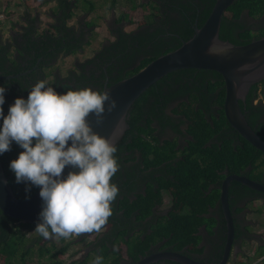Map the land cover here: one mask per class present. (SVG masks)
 Returning a JSON list of instances; mask_svg holds the SVG:
<instances>
[{"label": "trees", "instance_id": "trees-1", "mask_svg": "<svg viewBox=\"0 0 264 264\" xmlns=\"http://www.w3.org/2000/svg\"><path fill=\"white\" fill-rule=\"evenodd\" d=\"M32 1L40 5L52 2L46 14L51 20L43 23L39 14L32 15L27 8L31 0L28 2L23 0L18 2L20 7L24 4L20 15L22 22L12 24L13 28L6 39L0 37V87L5 88V103L0 107L3 108L4 116H7L9 107L14 104L16 98L22 97L26 100L31 88L41 80L46 81L49 86L61 87L60 91L63 94L68 90L94 89L98 85V91H101L106 74L109 75L107 84H110L131 74L162 53L159 50L165 43L163 39L159 43L153 40L150 47H146L145 45L151 42L149 40L153 36L145 41L144 36L140 35L138 46L135 47L133 40L135 41L136 37H133L131 42H127L125 35L129 32L120 28L119 36L114 35V38L98 47L89 58L76 62L73 70L60 75L57 71L53 72V66L58 58L79 53L83 46L89 43L91 27L95 19L97 20V15L87 20L84 17L101 4H96L95 0ZM200 1L199 3L206 8L198 20V26L203 22L214 2V0ZM7 3L8 0L6 2L0 0V5L4 6ZM126 3L130 8L122 10L121 15L117 16L118 21L128 18L127 16L133 13V7L136 12V6L141 4L142 0H126ZM150 3V7L155 9L158 7L154 1ZM188 3L193 4L191 0ZM106 4L107 9L116 7L115 0H109ZM193 8L192 5L186 6V10H194ZM244 9L249 14H259L264 11V0H234L222 16L219 29L221 38L234 43H245L255 37L250 27L245 28L244 25H240L243 29H235L239 25L236 18ZM76 11H84L85 14L83 18H78L77 24L70 22V19L77 14H75ZM185 12L184 9L183 14ZM142 14L145 18H149L147 21L151 19V12L150 14L142 12ZM185 21L188 22L187 19ZM193 31V27H188L184 39L188 38ZM259 31L261 35H264V26H261ZM174 47H167L163 52ZM147 53H151L150 56L145 55ZM142 54L136 66L124 71L123 67L127 66L128 62L130 65L131 60ZM47 77L49 81L46 80ZM262 81L264 82V79ZM256 87V83L251 86L254 89L250 95L251 105L244 106L243 101L239 100L241 110L248 109L244 111V115L251 126L250 108L262 104H254L252 100L257 95H261L264 99V91ZM184 93L189 95V102L180 101L172 108V111L186 113L189 121L187 131L193 139H186L188 145L184 149H188L189 153L182 152V155L181 153L177 155L174 153L175 143L169 139L160 141L155 137L150 132L152 127L149 122L153 116L171 123L169 115L163 110L165 102L174 95ZM200 97L201 105L203 103L206 106L208 104L218 106L216 110L218 117L213 112L209 114L214 127L227 125L222 108L224 86L218 71L183 67L164 74L150 84L132 103L127 117L129 126L125 129L121 141L115 145L117 151L114 156L119 169L110 183L116 184L118 195L111 205L113 214L106 224L100 231L83 233L79 236L72 235L68 238L45 239L34 231L38 222L19 221L0 210V264H92L96 255L103 257L102 264H112L123 254L133 255L134 248L140 251V247L147 245L156 237L169 236L176 241L191 237V232L196 230L195 222L198 221L193 212L202 206L200 205V199L203 198L201 186L204 183L201 182L204 176L212 173L210 171L214 167L222 168L225 162L231 168H238L245 164L256 167L264 162L262 151L239 134L237 141L234 138H226L219 142V137L216 142L207 144L208 135L213 133L211 130L214 127L204 117L201 107L195 108V103ZM2 124L3 119L0 118V127ZM134 149L139 152L140 160L137 161L140 164L137 180L139 183L131 174L130 160L135 158ZM22 151L24 150L13 141L11 150L0 154L4 171L9 176V183L19 198L27 197L36 188L32 186L33 190L25 195L29 185L24 183L20 189L16 186L15 174L10 170L9 165ZM163 159L167 160L163 166L164 169H161L165 172L163 175H153L155 171L151 170L145 171L150 164L159 165ZM155 170L160 171V169ZM153 178H157V181L161 179L162 186L171 187L172 192L175 193L171 201L172 210L169 212V217L161 215L158 221L149 222L144 221L143 218L150 212V207L155 200L157 203L161 202V195L151 187ZM144 183L145 188L141 190L140 184ZM148 227H150V233L146 232ZM143 235L145 240L141 239ZM78 242L79 244L76 245ZM81 242L84 244L80 245ZM259 247L261 250H258ZM256 254L259 257L264 254V242L256 245L253 255ZM247 258H249L248 255ZM239 264H244V260H240ZM253 264H264V256Z\"/></svg>", "mask_w": 264, "mask_h": 264}, {"label": "flooded vegetation", "instance_id": "flooded-vegetation-1", "mask_svg": "<svg viewBox=\"0 0 264 264\" xmlns=\"http://www.w3.org/2000/svg\"><path fill=\"white\" fill-rule=\"evenodd\" d=\"M151 1L158 4L156 9L150 7ZM191 1L193 4L188 3L190 0H146L149 9H143V13H152V15L150 14L151 19L149 21H147L149 18L146 17L142 23L137 24L133 28L125 29L123 26L124 21L122 20L121 23L113 27L112 32L116 36H119L120 28L125 32H129L125 35V38L128 39L127 42H131L132 38L136 37V40H133L135 47L138 46V37L140 35L144 36V39H146L145 41L153 36V38L149 40L151 42L145 45L146 47H150L153 40V42L159 43L161 39H163L165 43H163L164 45L159 50L163 52L167 47H174L176 43H181L184 40V36L187 34L188 27L195 28L198 26V20L205 12L206 7L202 3H199L201 2L200 0ZM191 5L194 7V10H186V6ZM184 9L186 12L183 14ZM14 11L16 10H12L8 13L10 18H12ZM185 19H187L188 22H186ZM236 20L239 24L235 27L236 30L243 29L240 25H244L245 28L250 27L252 29L253 36H261L259 28L264 26V11L252 15L244 9ZM7 21L8 18L4 19L3 23ZM108 41L109 40L103 42L102 45L106 44ZM124 50L127 51V49ZM150 54L151 53H147L145 55L150 56ZM142 56L143 54L131 60L130 65L128 62V65L123 67L124 71L136 66ZM108 77L109 75L106 74L103 79V86L108 82ZM262 80L256 83V88L264 91V82ZM251 86L246 92L244 99H242L244 106L251 105L250 95L254 90ZM52 87L57 93L63 94V92L60 91L61 87L56 85ZM98 87L99 85L92 90L98 91ZM220 88L221 87H219V89ZM214 94L216 93L214 92ZM182 100L189 102V95L186 93L174 95L165 102L163 110L169 115L171 123L161 121L160 118L153 116H151L152 119L149 122L150 127H152L150 132L155 137L159 138L160 141L169 139L172 143H175L174 153L177 155H179V153L182 155V152L189 153L187 152L188 149H184V147L188 145L186 139H193L192 135L187 131L189 121L186 113H176L172 111V108ZM200 100H202L201 97L195 103V108L201 107L204 117L211 123V126L214 127V123L209 114L213 112V114L218 117L219 114L216 112L218 106L213 104H208L206 106L203 103L201 105ZM252 103L262 104L250 108L252 126L249 122L248 123L254 132L264 140V99L261 95H257L253 98ZM247 110L248 109L244 111ZM244 111L243 113H245ZM226 122L227 125L222 124L211 130L213 133L208 135L207 144L216 142L219 137V142H222L226 138H234L236 141L239 140V135L241 134L227 120ZM133 154L135 158L130 160V164H132L131 174L137 182L140 167L139 162H137L140 160L138 158V150L134 149ZM262 156L264 157V151H262ZM166 161V159H163L159 165L150 164L145 171L148 172V170H151L153 172L155 171L153 175H163L165 172L161 169H164L163 166L166 164ZM155 169H160V171H156ZM210 172L212 173H207L206 177L204 176V180L201 182L204 183V185L201 186L203 198L200 199V205L202 206L197 211L193 212L195 217L198 218V221L195 222L196 230L191 232V237L182 238L180 241L173 240L169 236L156 237L149 241L147 245L140 247V251L134 248L135 253L133 255L129 253L123 256L121 255L117 258L116 262L112 264H239L240 260H245L247 257L244 249L245 245L253 240L256 244L264 242V236H260L255 229L257 219L254 217L258 213H264V190L258 189L239 178L231 176L237 174L256 184L264 185V162L256 167H253L251 164H245L238 168H231L225 162L222 168L214 167ZM224 182H226V187L223 192L222 185ZM21 185H24V183H16L18 189H20ZM162 185L163 182L161 179H159V181H157V178L152 179L151 187L154 188L155 192L161 195V202L157 203L155 200L150 207V212L143 218L144 221H158L161 219V215H167V217H169V212L172 210L171 201L175 192H172L171 187ZM140 187L141 190H144L145 183L140 184ZM32 190L31 186L30 191ZM30 191H26L27 193H25V195ZM146 232H151L150 227L147 228ZM141 239L145 240L144 235ZM258 250H261V248L259 247ZM170 252L176 255L178 254V256H173ZM263 256L264 254L260 256L259 259ZM113 259H115V257Z\"/></svg>", "mask_w": 264, "mask_h": 264}, {"label": "clouds", "instance_id": "clouds-1", "mask_svg": "<svg viewBox=\"0 0 264 264\" xmlns=\"http://www.w3.org/2000/svg\"><path fill=\"white\" fill-rule=\"evenodd\" d=\"M4 93L0 87V106ZM116 107L107 90L59 94L43 80L31 88L26 100L16 98L7 116L0 107V154L11 150L13 141L24 150L9 167L17 183L29 185L26 191L31 186L40 189L42 211L34 231L43 238L100 231L113 214L118 187L110 181L119 169L117 148L111 137L94 132L87 118L94 115L102 124L105 111ZM66 166L79 172L69 171L62 178ZM102 262L103 257L96 255L92 264Z\"/></svg>", "mask_w": 264, "mask_h": 264}, {"label": "water", "instance_id": "water-1", "mask_svg": "<svg viewBox=\"0 0 264 264\" xmlns=\"http://www.w3.org/2000/svg\"><path fill=\"white\" fill-rule=\"evenodd\" d=\"M234 0H214L203 22L178 46L162 52L140 66L136 71L110 84H104L101 91L110 92L117 102L111 113L105 111L102 124L96 123L94 115H89L88 123L93 131L118 144L129 126V109L139 94L164 74L178 68L196 67L218 71L223 80V113L226 120L238 130L252 145L264 151V140L249 125L239 100L244 99L251 85L264 79V35L254 37L245 43H234L219 36L220 23L227 7ZM107 109V104L105 105ZM70 141L69 145L70 146ZM69 171L78 168L66 166L62 178ZM0 159V210L19 221L34 223L39 221L42 199L38 187L24 198L15 195ZM244 182L264 190V185L256 184L245 177L233 174ZM226 182L222 185L224 192ZM173 256H178L170 252ZM163 255V253H162Z\"/></svg>", "mask_w": 264, "mask_h": 264}, {"label": "rangeland", "instance_id": "rangeland-1", "mask_svg": "<svg viewBox=\"0 0 264 264\" xmlns=\"http://www.w3.org/2000/svg\"><path fill=\"white\" fill-rule=\"evenodd\" d=\"M3 2H6L7 0H1ZM23 1V0H21ZM109 0H95L96 4H101L100 7H96L90 11L86 16L84 14V11H76L75 16H73L70 19V22H73L77 24L78 18H83L87 20L88 18L97 15V20L95 19L94 25L91 27L90 32V41L88 44L83 46V49L78 53L75 54H68L64 55L56 61L55 66H53V72H59L60 75H65L69 70H73V65L76 62L84 61L87 58H89L95 50H97L98 47L102 45L103 42L110 40L114 38V33L112 32V29L117 23H121V21L117 20V16L121 15L122 10L130 8L128 3H126V0H115L116 7H110L106 8V3ZM143 2L136 6V12L135 8L133 7L132 11L133 13L130 16H127L128 18H125L124 21V28L130 29L136 26L137 24L142 23L146 18L143 16L142 12L143 9H149V6H147L146 0H142ZM18 2L20 0H8V3L4 6L0 5V37L2 39H6L9 36V32H11L12 24L14 23H21V12L23 7H20ZM28 2V0H27ZM50 6V3L40 5L38 2H33L31 0V3L28 2L27 8H29L31 14H39V16L42 18L43 23L48 22L51 20L49 16H47V8ZM12 10L14 11V14H12V18L9 17L8 13ZM114 10V11H113ZM16 12V13H15ZM8 18V21L6 23H3V20ZM16 26V25H15ZM46 80L49 81V77L46 78ZM257 220L255 223V229L257 230V233L260 236H264V213H258L254 216ZM79 242L76 244L78 245ZM84 244V242H81L80 245ZM256 242L253 240L247 245L244 246L245 252L248 255L249 258L246 257L244 260V264H253L256 261L259 260V256L253 255L255 253V246ZM125 255V254H123ZM66 260H68L66 258Z\"/></svg>", "mask_w": 264, "mask_h": 264}, {"label": "crops", "instance_id": "crops-1", "mask_svg": "<svg viewBox=\"0 0 264 264\" xmlns=\"http://www.w3.org/2000/svg\"><path fill=\"white\" fill-rule=\"evenodd\" d=\"M50 4H52V2H50ZM114 11V10H113Z\"/></svg>", "mask_w": 264, "mask_h": 264}]
</instances>
